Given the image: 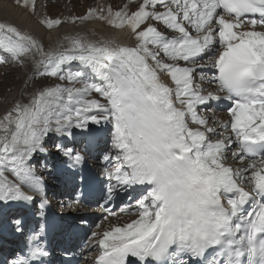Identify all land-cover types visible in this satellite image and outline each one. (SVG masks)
Masks as SVG:
<instances>
[{"label":"snow or ice","instance_id":"6c2138e0","mask_svg":"<svg viewBox=\"0 0 264 264\" xmlns=\"http://www.w3.org/2000/svg\"><path fill=\"white\" fill-rule=\"evenodd\" d=\"M111 16L109 12V23ZM115 17L119 26L130 28L135 46L112 48L77 39L70 50L49 52L37 74L64 79L62 66L78 61L99 83L69 91L67 103L54 88L29 105L17 104L14 117H4L14 130L10 138H0V156L10 161L13 173L28 177L49 133L71 136L70 129L79 130L87 153L89 125L111 124V151L101 158L102 174L120 187L141 186L144 192L136 201L137 219L112 227L102 237L93 233L100 249L96 264H126L130 257L135 258L132 264H169V256L174 257L170 264H201L208 251L213 252L209 264H264V164L234 169L225 163L233 147V161L245 156L264 161V0H143L131 15L117 11ZM152 21L178 35L167 37ZM59 22L42 21L49 28ZM0 32L10 34L5 48L12 58L37 46L11 25L0 23ZM210 51L214 54L199 67L212 70L207 82L216 89L203 94L193 87L196 67L179 62L196 65ZM161 53L172 63L162 62ZM158 71L167 72L174 87L161 83ZM82 77L76 70L67 79ZM92 92L106 102L86 99ZM212 101L229 102L219 132L197 113L199 106L210 110ZM209 134L220 138L213 142ZM54 147L71 158L72 167L85 163V155L75 148ZM113 160L116 166L108 171ZM41 191L38 181L32 195L3 181L0 201L32 202ZM115 192L110 183L106 199ZM14 223L20 230L21 222Z\"/></svg>","mask_w":264,"mask_h":264},{"label":"bare ground","instance_id":"6f19581e","mask_svg":"<svg viewBox=\"0 0 264 264\" xmlns=\"http://www.w3.org/2000/svg\"><path fill=\"white\" fill-rule=\"evenodd\" d=\"M94 1H95V6L92 9H89L92 11L91 12L89 10L86 11L87 13L83 16H80V15L72 16L69 10L71 3H67L66 1H64L65 9L63 5L62 12H60L57 16L49 17L48 7L50 4L48 3L45 4L43 0H0V23H3L5 25H11L15 27L18 30V32H20L22 35H29L36 41L37 46L32 48L29 51V54L31 55L30 58H32L31 60L32 64L36 62L34 54L38 55L39 59H41L42 57L46 56L49 52L56 53V52L65 51L63 46L66 44V42L75 41L77 39L82 40L83 43H92L98 46L107 44V45H110L112 48H118L121 46H135L136 41H135L134 35L131 34L130 28L126 27V28L121 29V26H119L120 22L118 18L115 17V14L111 16V19L113 22L109 23V19H108L109 12L99 9L101 6L102 7L107 6L106 0H94ZM125 1H127L128 4H129V1H131L132 3L137 5V7L132 12L137 11L139 5L143 3V0H129V1L125 0ZM156 10L160 12L164 11V9L162 8H159ZM47 20H59L60 22L58 24H54L51 28H49L46 23H42V21H47ZM153 22L155 23L156 21H153ZM0 34L5 36V34L7 33L0 32ZM9 35L10 34H8V36ZM4 36H3V39H0L3 41V43H0V55L1 56L2 54L4 55L0 57V59H3V60L7 57H10L11 55L10 53L6 51V48H5V45L7 44V41H8V36H6V38H4ZM1 51H2V54H1ZM23 62L24 64H26V61L23 60ZM149 62L151 63V61ZM74 63H75L74 65L70 66L67 69V75L69 74V72H72V71H76V70L81 71L80 63L78 61ZM18 67H19L18 69H20V66ZM89 73L93 74L92 72H89ZM24 75L25 74H23V76ZM67 75L65 74L66 77ZM158 76H159V80L161 83L169 87H174V83L171 81L170 76L167 74V72L158 71ZM88 80H90L91 82L99 83V80L94 78V74L91 76V78H88ZM35 83L37 84L35 85L33 89L37 91L39 82L36 81ZM212 85L213 87H215L214 84ZM71 87H73V85L72 86L70 85V87H68V92ZM63 96H65V94ZM86 99H96L100 102L99 95L95 92L92 97H88ZM23 100H25V98H23ZM176 106L180 107L178 103L176 104ZM14 109L15 108H12V111H14ZM226 118H227V111H223V113L219 114L216 117L212 116L213 122L218 123L219 126H220V123L223 122ZM189 123H190V126L196 127L195 125H191L190 121ZM89 129H90V135L88 138H90L92 134L98 129L108 130L109 137L106 143L108 144L109 147L111 146V139H112V125L111 124L104 123V122H102L100 125L92 124V125H89ZM70 131H72L71 136H69L66 133L63 135V137H65V139H67V141L71 142L72 144V143L77 142V139L80 137V135L78 134L79 130L70 129ZM55 136H58V134L55 132L49 133V135L45 137L46 139L42 141V147L44 148L45 146H47V149H48V145L52 143L51 138H54ZM110 150H111V147H110ZM37 152H41V148L38 149ZM259 162L257 164L258 166L261 165V163ZM225 163L233 167V164H230L227 160L225 161ZM235 164H238V168H239V167L246 166L248 162L245 160L239 161V163L238 161H235ZM34 177L35 176L31 172V175H29L28 177L18 176V179L27 181V180L35 179ZM3 181H6V180L2 177L0 179V182H3ZM7 182L11 184H20L19 181L15 182V181L9 180ZM71 184L72 182L69 183V186H71ZM25 185L26 184L22 186L25 187ZM25 190L26 189L21 187V191L26 194ZM35 202H40V204L48 203L44 201V196L42 195H37L36 198L31 203L34 204ZM5 204H6L5 202L0 201V206H3ZM137 218L138 216L134 217V219H137ZM126 222L120 221L118 223H113L112 225L105 224L103 225L102 230L105 227H111V228L114 226L122 227L126 224ZM111 228L104 229L99 236L103 235V232L111 230ZM12 240L14 241V237L13 239L11 237L2 238V241L4 244L10 243Z\"/></svg>","mask_w":264,"mask_h":264},{"label":"rangeland","instance_id":"374dc122","mask_svg":"<svg viewBox=\"0 0 264 264\" xmlns=\"http://www.w3.org/2000/svg\"><path fill=\"white\" fill-rule=\"evenodd\" d=\"M43 1L45 2V4H47V3L50 4L48 7V11H49L48 16L49 17L57 16L60 12H62L63 5H64V9H65V4H64L65 2L64 1H66L67 3H71L69 10H70V13L72 16L73 15L74 16H76V15L83 16L87 13L86 11H88L89 9H92L95 6L94 0H43ZM106 2H107L106 3L107 6H103V7L101 6L100 8L99 7L98 8L100 10H105L107 12H111L112 15H114L117 11H120L122 13L125 12L127 15H130L132 13V11L137 7V5L132 3L131 1H129V4H128L127 1H125V0H106ZM113 6L115 7L114 10H116V8H119V9L116 12H114V11L112 12L111 7L113 8ZM109 7H110V9H109ZM128 9H131V12L128 13ZM118 20H119V18H118ZM156 24H158V27H163V24H159V22H157ZM124 26H126V24H124ZM122 28L123 27H121V29ZM3 36L4 35L0 34V39H3ZM6 36H8V34H5L4 38H6ZM80 41L82 42V40H80ZM67 42L68 43L70 42V43L68 44ZM67 42L63 46L65 51L70 50L72 48L74 41H67ZM149 47L153 51H155V49H156L154 46H149ZM34 56H35L36 62L33 64H32V61H31L32 58H30L31 55L29 54V52L25 53L24 55H22L18 58H12L10 55V57L5 58L4 60L2 59L3 62H0V138H3L5 135H8L10 138V133H11V131L14 130V124H8V122L4 120V117L9 113H12L13 117H14L15 113H14V111H12V108H15L17 104L29 105L35 96L39 95L43 91L54 89V88L60 89L62 96L65 94V96H63V100L65 103H67L68 87H70V85L71 86L73 85V87H71L69 91L75 93V91L77 89L83 88L85 83L91 82L87 78H83V77L81 79L71 80V81L67 79V77L65 76V74L67 75V70H63V69L69 68L71 66L72 62L66 63L65 65L62 66V75L65 77L64 79H60L59 76H57V77H49L46 75L41 76V75L37 74L38 69L43 67V65H41L39 62L43 59H46L47 55L42 57L41 59H39V56L36 54H34ZM23 60L26 61L27 65L24 64ZM169 63H171V61ZM22 65H23V67H22ZM18 66H20V69H18L19 68ZM36 66H37V68H36ZM26 71H27V73H26ZM23 74H25V75L23 76ZM34 81L39 82L38 83L39 86L37 88V91H35L33 89L35 87V85L37 84ZM32 91H34V92H32ZM93 94H94V92L89 93L85 98L92 97ZM23 98H25V100H23ZM100 99H102V97L99 96V100ZM6 128H7V132L5 131ZM10 128H12V129H10ZM66 133L67 132H65L63 134H58V136L51 138L52 143L50 145H48V149H47V146H45L44 148L43 147L41 148V152L35 153L34 157H36L38 155L36 157L35 161L37 162V164L39 166L37 164H35L33 160L31 161V166L34 168V172H32V173L35 176L34 178L36 180L38 179V177L36 176L37 174L43 173L44 171H46L44 165L40 162L46 161L47 164H50V169H52V170L50 172H44L43 173L44 182H46V185L49 187L46 189L47 192L49 189H55V186H56L55 183L57 180V177L54 173V170L56 168V160H52V159L61 155L59 153H56V149L54 147V139L60 138L62 140L61 144L68 147L67 142L69 143V141H67V139H65V137H63V135ZM104 144H105V142H104ZM105 145H107V144H105ZM40 154H43V155H40ZM45 155H47V156H45ZM48 156L50 157V160H49ZM34 157H33V159H34ZM62 165L63 164L58 163L57 173L59 174L58 175L59 177H65V178L62 181H60L59 183H57V187L60 190H65L68 187H70L69 183L71 181L66 176H64L65 174L63 175V173L60 172ZM0 171L4 172L3 178L6 181H9V180L15 181V182L19 181L20 185L26 184L25 187H28V183L26 182V180L18 179V175H16L12 171V165H11L10 161L3 160L2 156H0ZM1 178L2 177H0V179ZM129 211L130 210H125V212L127 213V214H125L126 216H130V215H128ZM106 217L107 216H104L101 218L100 224L97 227H96V225L94 226V228L96 227V232L98 234L101 233L103 225H105V224H107V225L111 224L112 225L113 223L120 222V220L116 221L115 219H106ZM126 221H128V220L124 219L121 222H126Z\"/></svg>","mask_w":264,"mask_h":264}]
</instances>
